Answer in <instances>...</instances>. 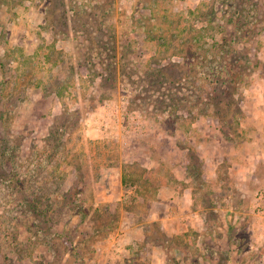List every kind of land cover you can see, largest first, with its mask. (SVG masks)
Masks as SVG:
<instances>
[{"label":"rangeland","instance_id":"obj_1","mask_svg":"<svg viewBox=\"0 0 264 264\" xmlns=\"http://www.w3.org/2000/svg\"><path fill=\"white\" fill-rule=\"evenodd\" d=\"M236 4L0 0V264H264V0Z\"/></svg>","mask_w":264,"mask_h":264},{"label":"trees","instance_id":"obj_2","mask_svg":"<svg viewBox=\"0 0 264 264\" xmlns=\"http://www.w3.org/2000/svg\"><path fill=\"white\" fill-rule=\"evenodd\" d=\"M229 1V8H232L233 11L234 9H237V0H228ZM233 2V3H230ZM257 5L258 3L255 2L252 6H244L243 10H236V14L240 15L243 17L244 21L247 22L245 24H247V26H250V24L252 23H256L257 21ZM251 7V8H250ZM213 16L216 13L215 10L213 9V11L210 12ZM235 13V12H234ZM233 13V14H234ZM247 28V30H246ZM249 27H244V28H240L239 33L242 35L244 30L248 31ZM227 39V34H225L224 36V40ZM220 49V52L217 51L215 54H218L219 56H221L222 58L224 57V60H226L225 55H227V53H229V50H227L225 48V46L218 44V47ZM214 58V57H213ZM221 60V62H219V64L215 63L214 61L211 62L210 67H208V69H206V66H203V75H210L213 74V76L216 77V82H214V86L212 88L215 89V91H217L216 93L218 94L219 97V101H220V97L221 98H225L227 99L226 96H228V90L226 89H222L220 88V86H222L223 84L227 83L230 79V83L232 85L233 88H235V90H238V82H242L243 80H245V75H243V71H235L230 65L229 63L227 64L226 62H224L223 60ZM205 61H211L210 58H203ZM228 60V59H227ZM226 60V61H227ZM249 61V59H247ZM209 70V73H206ZM206 71V72H205ZM202 73V71H200ZM226 77H228V79H226ZM204 83L207 82V79L204 80ZM229 83V84H230ZM219 84V86L217 85ZM203 87V85L201 86V88ZM205 87V86H204ZM207 88V87H206ZM224 95V96H223ZM234 96V95H233ZM216 96H214V99ZM218 100H216V103L219 102Z\"/></svg>","mask_w":264,"mask_h":264}]
</instances>
